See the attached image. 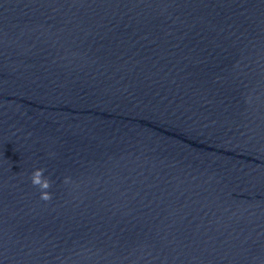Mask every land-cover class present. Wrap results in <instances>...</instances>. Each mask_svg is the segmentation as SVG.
Here are the masks:
<instances>
[{
	"label": "water",
	"instance_id": "obj_1",
	"mask_svg": "<svg viewBox=\"0 0 264 264\" xmlns=\"http://www.w3.org/2000/svg\"><path fill=\"white\" fill-rule=\"evenodd\" d=\"M0 264H264V0H0Z\"/></svg>",
	"mask_w": 264,
	"mask_h": 264
},
{
	"label": "clouds",
	"instance_id": "obj_2",
	"mask_svg": "<svg viewBox=\"0 0 264 264\" xmlns=\"http://www.w3.org/2000/svg\"><path fill=\"white\" fill-rule=\"evenodd\" d=\"M44 172V168L34 170L30 175V180L34 187L40 189V199L43 201H50L52 199V193L49 192L48 189L51 188L53 182L48 177L44 176ZM63 182L68 184L70 178L66 177Z\"/></svg>",
	"mask_w": 264,
	"mask_h": 264
}]
</instances>
